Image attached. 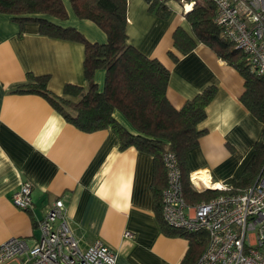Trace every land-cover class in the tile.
<instances>
[{
    "label": "crops",
    "instance_id": "0c3cea01",
    "mask_svg": "<svg viewBox=\"0 0 264 264\" xmlns=\"http://www.w3.org/2000/svg\"><path fill=\"white\" fill-rule=\"evenodd\" d=\"M62 2L67 18L48 19L74 27L91 42L106 41L94 22L77 17L69 0ZM167 5L171 12L163 19L146 0H127L128 42L169 70L166 97L175 108L206 86H215L206 116L198 123L206 133L188 151L187 166L197 191L204 190L199 175L212 184H230L252 160L264 124L242 103L244 79L235 67L203 43L186 54L173 46L175 29L189 31L190 26L182 2L168 0ZM83 57L81 43L42 35L36 23L20 24L0 12V244L17 236L33 243L40 236L37 220L61 198L82 249L101 240L116 253L115 264H180L188 240L161 227L152 188L153 156L133 146L120 149L111 128L78 129L40 94L14 91L26 82L27 73L49 75L47 88L58 95L66 83L85 86ZM104 76L103 69L95 71L99 89ZM113 115L134 133L121 112ZM24 181L31 184L28 210L11 201ZM127 231L132 235L126 236Z\"/></svg>",
    "mask_w": 264,
    "mask_h": 264
},
{
    "label": "trees",
    "instance_id": "16d2710c",
    "mask_svg": "<svg viewBox=\"0 0 264 264\" xmlns=\"http://www.w3.org/2000/svg\"><path fill=\"white\" fill-rule=\"evenodd\" d=\"M75 15L94 22L106 34L103 43L91 42L71 26H61L46 16L66 19L62 0H0V12L23 24L38 25L39 33L49 37L79 42L84 47L82 62L85 86L66 83L63 95L47 88L49 75L26 74V82L15 92L37 93L45 97L53 108L78 129L91 132L111 128L119 138V147L129 146L153 156L155 182L153 193L155 210L161 227L169 235L188 240V248L180 264H193L203 252L208 236L205 230L184 231L164 223L161 216V194L166 184L162 153L172 151L179 162L182 190L188 203L214 197L223 190L192 187L187 166L188 151L196 148L206 133L198 123L206 116V106L213 99L216 88L206 86L180 108L171 105L166 97L169 70L157 59L149 58L127 39V0H69ZM149 9L166 19L170 14L168 0H146ZM181 2V0H175ZM185 12L190 29L177 27L173 32V46L182 54L190 52L198 43L209 46L220 59L235 67L244 79L241 101L264 124V77L250 70L242 52L224 37L214 22L215 6L210 0H193ZM172 55V53H170ZM97 69L105 72L101 89L94 79ZM121 112L133 132L113 115ZM264 165V129L254 144V155L237 179H229L230 192L252 185Z\"/></svg>",
    "mask_w": 264,
    "mask_h": 264
},
{
    "label": "built area",
    "instance_id": "2783aa9c",
    "mask_svg": "<svg viewBox=\"0 0 264 264\" xmlns=\"http://www.w3.org/2000/svg\"><path fill=\"white\" fill-rule=\"evenodd\" d=\"M210 1L215 6L214 22L224 37L242 52L250 70L264 77V0ZM181 2L185 13L194 1ZM162 162L166 176L161 194L162 220L172 228L207 232L206 246L193 264H264V165L249 187L230 192L232 186L221 182L218 188L209 189L223 193L190 204L183 195L176 155L164 151ZM190 181L196 186L191 176ZM11 201L20 209H30L31 184L22 182ZM37 226L40 236L31 244L18 236L0 244V264L116 263V253L101 240L85 249L79 246L61 198L50 203ZM125 235L132 234L127 231Z\"/></svg>",
    "mask_w": 264,
    "mask_h": 264
},
{
    "label": "bare ground",
    "instance_id": "6f19581e",
    "mask_svg": "<svg viewBox=\"0 0 264 264\" xmlns=\"http://www.w3.org/2000/svg\"><path fill=\"white\" fill-rule=\"evenodd\" d=\"M207 176V175H206ZM199 178L201 179V181L202 182H200V185L201 186H212V187H214V188H218V186H220V184L218 183V184H212V183H209L208 182V180H207V178L205 177V176H203V175H199ZM195 182V181H194ZM195 184H197V183H195Z\"/></svg>",
    "mask_w": 264,
    "mask_h": 264
},
{
    "label": "rangeland",
    "instance_id": "374dc122",
    "mask_svg": "<svg viewBox=\"0 0 264 264\" xmlns=\"http://www.w3.org/2000/svg\"><path fill=\"white\" fill-rule=\"evenodd\" d=\"M187 1V0H186Z\"/></svg>",
    "mask_w": 264,
    "mask_h": 264
}]
</instances>
